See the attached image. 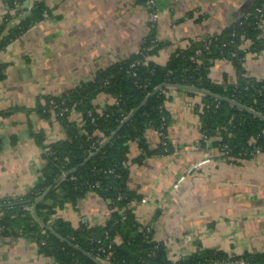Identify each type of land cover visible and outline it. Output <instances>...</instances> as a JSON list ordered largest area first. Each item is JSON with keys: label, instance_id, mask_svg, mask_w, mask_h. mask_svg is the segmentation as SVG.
Wrapping results in <instances>:
<instances>
[{"label": "crops", "instance_id": "crops-1", "mask_svg": "<svg viewBox=\"0 0 264 264\" xmlns=\"http://www.w3.org/2000/svg\"><path fill=\"white\" fill-rule=\"evenodd\" d=\"M155 1V22L141 0H23L20 8L13 5L7 30L17 26L20 12L26 15V9L37 3L44 5L48 19L0 50V202L27 195L45 166L43 146L66 139V130L54 115L45 119L37 113L45 98L92 81L99 71L136 53L150 35V62L162 66L173 52L233 24L248 2ZM8 11L6 0H0V24ZM262 28L258 38L263 48L246 53L242 62L244 78L255 82L264 81ZM243 47L249 48L250 42ZM208 78L221 86L235 85L238 76L231 61L222 58L213 61ZM203 95L178 88L168 92L167 151L133 163L139 150L136 143L129 145L127 190L136 200L131 211L139 226H149L153 240L165 246L172 260L188 257L197 248L229 255L262 253L264 154L235 159L212 148L210 141L203 146L199 116ZM93 104L102 110L114 101L99 95ZM67 119L81 128L78 111ZM38 133L44 136L43 146L34 140ZM160 141L153 129L146 131L144 143L150 149ZM109 216V202L89 192L75 205L57 211L55 218L72 225L86 220L90 227L101 228ZM0 264L56 263L39 254L33 239L19 236L0 237Z\"/></svg>", "mask_w": 264, "mask_h": 264}, {"label": "trees", "instance_id": "trees-1", "mask_svg": "<svg viewBox=\"0 0 264 264\" xmlns=\"http://www.w3.org/2000/svg\"><path fill=\"white\" fill-rule=\"evenodd\" d=\"M14 2L21 6L23 0H6L9 11L0 24V50L43 20L45 7L37 3L26 9L17 26L7 30L6 21ZM263 3L264 0H255L219 34L173 52L162 66L147 60L153 47L150 35L136 53L99 71L92 81L58 97L45 98V105L38 107L37 113L45 119L54 115L65 128L66 139L43 146V134L34 135L36 144L43 146L45 166L27 195L0 202L17 203L0 208V237H29L35 241L39 254L56 264H264V252L229 255L199 248L188 257L172 260L165 246L153 240L149 226L136 223L131 211L136 200L127 190L131 143H136L139 150L133 163L169 149L165 103L173 88L204 94L199 111L203 146L209 140L212 148L235 159L252 157L254 148L264 152V120L254 115L264 118V81L244 78L242 62L248 52L239 50L245 42H250L249 52L263 48L258 37L264 25V11L261 18L256 13ZM259 19L262 25L258 28ZM222 58L230 60L237 73L235 85H214L208 78L213 61ZM99 95L113 99L114 104L97 110L93 101ZM51 102L58 108L49 109ZM73 104L75 112L80 113L81 128L68 122L69 112H61L64 107L70 110ZM88 112L98 118L96 122H90ZM129 115V121L103 146ZM160 128L165 137L150 149L144 143L145 133ZM89 192L109 201L110 216L104 226L72 225L55 218L57 211L67 204L75 205Z\"/></svg>", "mask_w": 264, "mask_h": 264}, {"label": "built area", "instance_id": "built-area-1", "mask_svg": "<svg viewBox=\"0 0 264 264\" xmlns=\"http://www.w3.org/2000/svg\"><path fill=\"white\" fill-rule=\"evenodd\" d=\"M14 3H15V5H17L16 2H14ZM146 3H147V1H146ZM146 6H147L148 9L149 8L151 9V10L149 9L150 13H151V19H154L156 21L157 20V7H156L155 0H148V4ZM263 11H264V3L262 5H260L256 9V13L260 14V16H259L260 18L262 17ZM14 15H15V13H14ZM19 15L20 14H18L17 17H18V19H21V18H23V16L25 14L24 15H20V16ZM261 25H262V21L259 19L258 20V24H257L258 28L261 27ZM243 52H246V51L243 50ZM147 60H150L149 57L147 58ZM63 104L64 103L61 102V105H63ZM75 107H76V105L73 104L72 107L70 108V110H68V108H66V107H64L63 109L65 110V112L73 113V112H75ZM56 108H58V106L56 104H54L53 102H51L50 106H49V109L53 110V109H56ZM87 117L90 119L91 123L96 122V120L98 119V118L92 116L91 112L87 113ZM162 123L164 125V118H163ZM157 132H158L157 135L159 136L160 139H163L165 137L163 128H160L159 131H157ZM256 154H264V152H262V150H260V148H254L253 149V153L251 154V156H254ZM109 173H111V172H109ZM141 202L144 203L145 201L142 200ZM79 223L84 224V225H88V222L86 220H80ZM102 252H103V250H102ZM238 264H244V263L242 261H239Z\"/></svg>", "mask_w": 264, "mask_h": 264}, {"label": "water", "instance_id": "water-1", "mask_svg": "<svg viewBox=\"0 0 264 264\" xmlns=\"http://www.w3.org/2000/svg\"><path fill=\"white\" fill-rule=\"evenodd\" d=\"M254 1H255V0H248V2H247L246 4H244L243 8L241 9V15H240V17L242 16V14H244V13L249 9V7L251 6V4H252ZM27 7H28V2L24 3V5H23V8H24V9H26ZM240 17H239V18H240ZM156 91H157V90H156ZM156 91H154L153 93H151L150 96L154 95V93H155ZM236 106H237L238 108L242 109V106H240V105H238V104H236ZM254 115H255L256 117H258V118L264 120V118H263L261 115L256 114V113H254ZM129 119H130V115L127 116L126 118H124V120L121 122V124H120V126L117 128V130L111 134V136L109 137L108 140L104 141L103 146H104V145H105L110 139H112V137L116 134V132H117V131H118V130H119V129H120V128H121V127L127 122V121H129ZM14 205H17V203L3 204V205H0V208H2V207H11V206H14Z\"/></svg>", "mask_w": 264, "mask_h": 264}, {"label": "rangeland", "instance_id": "rangeland-1", "mask_svg": "<svg viewBox=\"0 0 264 264\" xmlns=\"http://www.w3.org/2000/svg\"><path fill=\"white\" fill-rule=\"evenodd\" d=\"M146 1H147V3H146V5H147V4H148V0H146ZM19 4H20V3H18V5H17L18 7H20ZM149 9H150V8H149ZM149 9H148V10H149ZM150 10H151V9H150ZM150 10H149V12H150ZM20 15H23V13L20 12ZM20 15H19V16H20ZM42 16H43V19H48V13H47V12H43ZM246 16H249V14H246ZM154 21H155L154 19H151V22H154ZM239 50H241L242 52H243V50H245L246 52H249V48H245V47L241 48V46H239ZM196 54H199L198 51L196 52ZM216 107H218L217 104L215 105V108H216ZM48 108H49V107H48ZM61 112L64 113V114L66 113L64 109L61 110ZM40 117H41V116H40ZM161 121H163V118H161ZM81 125H83L82 120H81V122H80V126H81ZM157 133H158V132H157ZM158 138H159V136H158ZM203 143H204V145L206 146V144H209V140H205ZM252 145H253V144H252ZM253 146H254V145H253ZM225 148H226V147H224L223 150H225ZM96 150H97V149H96ZM252 153H253V151L250 152V155H251ZM223 154L227 156L228 153H227V152H224ZM90 155H91V154H90ZM144 201H145V200H144ZM108 202H109V201H108ZM8 204H9V203H8ZM34 242H35V241H34ZM36 247H37V246H36Z\"/></svg>", "mask_w": 264, "mask_h": 264}]
</instances>
